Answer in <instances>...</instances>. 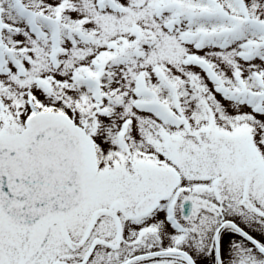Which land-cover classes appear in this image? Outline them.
<instances>
[{
	"label": "snow or ice",
	"instance_id": "1",
	"mask_svg": "<svg viewBox=\"0 0 264 264\" xmlns=\"http://www.w3.org/2000/svg\"><path fill=\"white\" fill-rule=\"evenodd\" d=\"M0 264H264V0H0Z\"/></svg>",
	"mask_w": 264,
	"mask_h": 264
}]
</instances>
